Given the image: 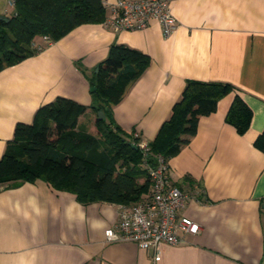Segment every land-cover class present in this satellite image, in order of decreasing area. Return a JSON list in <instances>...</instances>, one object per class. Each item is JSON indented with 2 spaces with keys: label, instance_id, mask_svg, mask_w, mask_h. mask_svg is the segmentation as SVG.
<instances>
[{
  "label": "crops",
  "instance_id": "1",
  "mask_svg": "<svg viewBox=\"0 0 264 264\" xmlns=\"http://www.w3.org/2000/svg\"><path fill=\"white\" fill-rule=\"evenodd\" d=\"M114 0H102V2ZM175 28L164 35L82 24L42 50L0 71V158L17 123L61 96L92 102L87 76L111 44L146 54L150 64L113 106L112 118L148 144L168 118L186 80L227 82L252 111L238 135L224 120L234 93L199 118L195 135L168 159V177L188 196L180 211L200 230L181 246L163 245L156 264H264V154L253 146L264 129V0H173ZM13 6L0 0V17ZM105 15H107L105 13ZM106 17V16H105ZM90 108L78 127L95 133ZM120 205L81 204L74 194L38 181L0 189V264H151L152 251L106 243Z\"/></svg>",
  "mask_w": 264,
  "mask_h": 264
},
{
  "label": "trees",
  "instance_id": "2",
  "mask_svg": "<svg viewBox=\"0 0 264 264\" xmlns=\"http://www.w3.org/2000/svg\"><path fill=\"white\" fill-rule=\"evenodd\" d=\"M105 13L102 0H14L7 21L0 17V71L37 54L35 38L55 42L79 25L102 23ZM149 64L146 54L111 44L97 71L87 76L95 88L90 106L58 96L40 106L30 123L15 125L0 158V189L41 181L74 194L81 204L130 206L149 192L147 168L157 157L167 163L177 155L195 135L199 118L215 112L223 97L234 93L225 122L238 135L248 130L252 111L233 85L189 79L143 151L139 138L114 122L112 108ZM87 108L96 114L95 133L78 127ZM253 146L264 154V129Z\"/></svg>",
  "mask_w": 264,
  "mask_h": 264
},
{
  "label": "built area",
  "instance_id": "3",
  "mask_svg": "<svg viewBox=\"0 0 264 264\" xmlns=\"http://www.w3.org/2000/svg\"><path fill=\"white\" fill-rule=\"evenodd\" d=\"M173 0H114L102 2L106 12L105 26L114 30H143L151 21H156L164 35L175 28L170 3ZM13 6L14 0H7ZM46 44L51 41L43 36ZM42 50L41 46H35ZM145 151L147 144L139 142ZM150 189L146 196L130 206H121L114 227L104 230L106 243L131 242L141 250H151V264L161 257L163 245L181 246L186 243L185 236L196 235L199 225L180 211L185 207L188 196L184 194L168 177V165L161 157L156 164L147 168Z\"/></svg>",
  "mask_w": 264,
  "mask_h": 264
},
{
  "label": "water",
  "instance_id": "4",
  "mask_svg": "<svg viewBox=\"0 0 264 264\" xmlns=\"http://www.w3.org/2000/svg\"><path fill=\"white\" fill-rule=\"evenodd\" d=\"M4 19L7 21V18L6 17H4ZM95 71H97V70L95 69ZM94 91H95V88L94 87H91L90 88V92H94ZM97 118L98 119H102L103 118V114L101 112H97Z\"/></svg>",
  "mask_w": 264,
  "mask_h": 264
},
{
  "label": "rangeland",
  "instance_id": "5",
  "mask_svg": "<svg viewBox=\"0 0 264 264\" xmlns=\"http://www.w3.org/2000/svg\"><path fill=\"white\" fill-rule=\"evenodd\" d=\"M41 50H39V52H40Z\"/></svg>",
  "mask_w": 264,
  "mask_h": 264
}]
</instances>
